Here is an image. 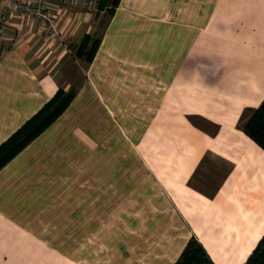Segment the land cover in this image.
Masks as SVG:
<instances>
[{
	"label": "crops",
	"instance_id": "0c3cea01",
	"mask_svg": "<svg viewBox=\"0 0 264 264\" xmlns=\"http://www.w3.org/2000/svg\"><path fill=\"white\" fill-rule=\"evenodd\" d=\"M47 1L48 30L9 18L0 143L72 85L96 31ZM77 86L0 169V264H172L191 236L244 264L264 234V149L238 127L264 98V0H120Z\"/></svg>",
	"mask_w": 264,
	"mask_h": 264
},
{
	"label": "trees",
	"instance_id": "16d2710c",
	"mask_svg": "<svg viewBox=\"0 0 264 264\" xmlns=\"http://www.w3.org/2000/svg\"><path fill=\"white\" fill-rule=\"evenodd\" d=\"M119 1L97 0L95 8L98 11L104 10V13L110 18ZM107 22L108 20L105 25ZM102 31H100V34H84L74 47V57L89 64L101 43ZM77 88L78 86H70L68 89H64L59 86L34 114L0 143V169L65 111L76 96ZM238 127L264 149V98L256 108L243 110L238 121ZM172 264H214V262L199 240L195 236H191L179 257ZM244 264H264V234Z\"/></svg>",
	"mask_w": 264,
	"mask_h": 264
},
{
	"label": "built area",
	"instance_id": "2783aa9c",
	"mask_svg": "<svg viewBox=\"0 0 264 264\" xmlns=\"http://www.w3.org/2000/svg\"><path fill=\"white\" fill-rule=\"evenodd\" d=\"M97 0H60L64 6L79 8L85 12L95 9ZM0 58L2 57V43L9 34V18L13 13L24 15L30 20L39 19L48 30L53 23L54 15L48 8L47 0L11 1L0 0Z\"/></svg>",
	"mask_w": 264,
	"mask_h": 264
},
{
	"label": "rangeland",
	"instance_id": "374dc122",
	"mask_svg": "<svg viewBox=\"0 0 264 264\" xmlns=\"http://www.w3.org/2000/svg\"><path fill=\"white\" fill-rule=\"evenodd\" d=\"M93 12V15H92V20H93V23L94 25L96 26V31L95 33H98L100 34V31L103 30L104 26H105V23L106 21L109 19V16L104 13L101 16H96V8L95 9H92L91 10ZM73 52V55H74V51ZM74 59L77 61L75 62L74 64V67H72V74H71V79H73L72 81V85L71 86H74L76 87L77 86V83L81 82V79L84 78V75H85V71L87 69V66L89 64L85 63L84 61L80 60V59H77L74 57Z\"/></svg>",
	"mask_w": 264,
	"mask_h": 264
}]
</instances>
